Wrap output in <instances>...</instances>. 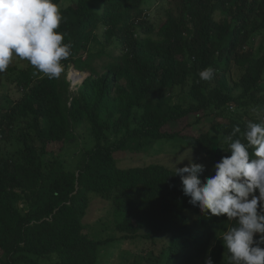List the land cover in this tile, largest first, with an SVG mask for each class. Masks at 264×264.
<instances>
[{"label": "trees", "instance_id": "1", "mask_svg": "<svg viewBox=\"0 0 264 264\" xmlns=\"http://www.w3.org/2000/svg\"><path fill=\"white\" fill-rule=\"evenodd\" d=\"M149 1L77 0L60 9L58 31L72 45L64 70L89 74L75 93L65 71L48 79L27 60L7 68L21 97L0 111V138L22 148L7 156L0 147V264H99L104 246L136 240L157 251L147 264H196L208 255L223 264L218 234L235 221L190 205L175 171L121 169L114 153L145 154L159 140L181 138L217 163L231 154L229 137L243 140L249 121L264 122V52L250 47L264 30V0H158L166 15L159 27ZM208 67L213 79L201 80ZM183 120L193 133L179 130ZM84 127L95 144L70 170L61 157ZM94 197L122 201L120 237L84 232Z\"/></svg>", "mask_w": 264, "mask_h": 264}, {"label": "clouds", "instance_id": "2", "mask_svg": "<svg viewBox=\"0 0 264 264\" xmlns=\"http://www.w3.org/2000/svg\"><path fill=\"white\" fill-rule=\"evenodd\" d=\"M62 20L54 0H0V73L15 55L48 79H59L72 47L58 31ZM199 77L210 81L214 69L200 71ZM239 133L237 126L232 135ZM242 135L243 140L229 137L228 149L223 150L231 154L214 165L213 176L202 180L204 165L194 162L192 153H181L174 161L175 177L190 205L205 215L235 221L218 234L227 264H264V122L249 121ZM185 160L188 165L179 167ZM204 264L214 262L209 257Z\"/></svg>", "mask_w": 264, "mask_h": 264}, {"label": "rangeland", "instance_id": "3", "mask_svg": "<svg viewBox=\"0 0 264 264\" xmlns=\"http://www.w3.org/2000/svg\"><path fill=\"white\" fill-rule=\"evenodd\" d=\"M77 0H62L59 5L60 9L67 8L75 4ZM158 0H150L149 7H151L150 19L159 27L166 19V15L159 14ZM251 49L261 54L264 52V30L257 31L251 40ZM25 61L17 56H13L10 63L11 67L23 68ZM67 75V81L70 82V90L72 93L77 92L79 86L83 84V80L87 77L88 73L77 72L81 74L82 81L74 85L73 80L70 77L73 67L64 70ZM233 76L237 78V71H233ZM16 73L6 71L0 73V111H6L11 105H14L20 97L21 92L18 90L14 82ZM181 90L175 91V101H182ZM234 111V110H231ZM213 112V111H210ZM142 113V111H139ZM188 121L183 120L180 122L179 130L185 134H190L195 131L194 128L188 126ZM23 126V124H20ZM78 139L75 143H72L64 151L61 159L64 161L65 166L70 170L78 169V164L82 160V156L91 149L95 142L91 137L89 129L87 127L77 130ZM0 147L3 154L7 156H15L22 148V145L15 139L10 142L2 141L0 138ZM181 153H184L186 157H190L192 153V160L196 163L203 164L205 172L201 177L205 180L215 174L214 165L216 162H208L202 160L201 156L193 149L187 146V143L181 139L176 138L173 140H159L155 143L145 154H132L130 152L119 151L114 153L116 164L121 169L144 167L147 165L155 164L164 166L170 170L175 171L176 161ZM188 160H185L179 167L188 165ZM181 184V183H180ZM182 187V184H181ZM258 195V192H257ZM123 203L121 200L106 201L101 198L94 197L89 205L88 212L83 219L84 232L91 238L105 240L108 238H118L119 234L115 232L116 224L123 219ZM118 242H113L104 246L99 255V264H147L150 257H155L157 251H155L151 245L140 243L136 241H124L119 246H116ZM215 239L211 241V247H215ZM211 258L210 255L206 256L203 260H199L196 264H204L206 258ZM223 264H227L226 251L223 254Z\"/></svg>", "mask_w": 264, "mask_h": 264}, {"label": "water", "instance_id": "4", "mask_svg": "<svg viewBox=\"0 0 264 264\" xmlns=\"http://www.w3.org/2000/svg\"><path fill=\"white\" fill-rule=\"evenodd\" d=\"M73 70H74V71H77V70H75V68H73ZM78 72H79V71H78ZM88 76H89V74L87 75V77H88ZM87 77H86V78H87ZM86 78H85V79H86ZM85 79H84V80H85ZM84 80H83V82H84Z\"/></svg>", "mask_w": 264, "mask_h": 264}]
</instances>
